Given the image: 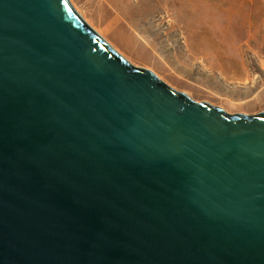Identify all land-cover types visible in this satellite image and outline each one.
<instances>
[{"label": "water", "instance_id": "obj_1", "mask_svg": "<svg viewBox=\"0 0 264 264\" xmlns=\"http://www.w3.org/2000/svg\"><path fill=\"white\" fill-rule=\"evenodd\" d=\"M0 264H264V112L196 102L70 0H0Z\"/></svg>", "mask_w": 264, "mask_h": 264}, {"label": "rangeland", "instance_id": "obj_2", "mask_svg": "<svg viewBox=\"0 0 264 264\" xmlns=\"http://www.w3.org/2000/svg\"><path fill=\"white\" fill-rule=\"evenodd\" d=\"M136 67L229 114L264 112V0H70Z\"/></svg>", "mask_w": 264, "mask_h": 264}, {"label": "bare ground", "instance_id": "obj_3", "mask_svg": "<svg viewBox=\"0 0 264 264\" xmlns=\"http://www.w3.org/2000/svg\"><path fill=\"white\" fill-rule=\"evenodd\" d=\"M94 29V28H93ZM95 30V29H94ZM96 31V30H95ZM97 32V31H96ZM98 33V32H97ZM102 38H104L100 33H98ZM108 42V41H107ZM109 43V42H108ZM114 48V47H113ZM115 49V48H114ZM116 50V49H115Z\"/></svg>", "mask_w": 264, "mask_h": 264}]
</instances>
